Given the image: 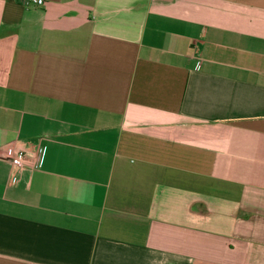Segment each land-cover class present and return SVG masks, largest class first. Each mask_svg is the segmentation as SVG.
Instances as JSON below:
<instances>
[{"label": "crops", "instance_id": "crops-1", "mask_svg": "<svg viewBox=\"0 0 264 264\" xmlns=\"http://www.w3.org/2000/svg\"><path fill=\"white\" fill-rule=\"evenodd\" d=\"M43 1L0 0V264H264V0Z\"/></svg>", "mask_w": 264, "mask_h": 264}, {"label": "built area", "instance_id": "built-area-1", "mask_svg": "<svg viewBox=\"0 0 264 264\" xmlns=\"http://www.w3.org/2000/svg\"><path fill=\"white\" fill-rule=\"evenodd\" d=\"M35 6H42L44 4L43 0H29ZM45 148L38 147L34 156V160L32 162V169L40 168L43 156H44ZM8 161L11 165L13 171H19L26 167L28 163V153L24 150H18L12 156L8 158ZM16 182V176L12 173L8 179V184L12 185Z\"/></svg>", "mask_w": 264, "mask_h": 264}]
</instances>
